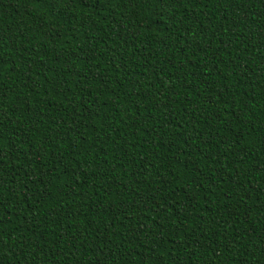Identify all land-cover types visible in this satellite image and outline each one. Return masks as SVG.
Here are the masks:
<instances>
[{"label": "trees", "instance_id": "obj_1", "mask_svg": "<svg viewBox=\"0 0 264 264\" xmlns=\"http://www.w3.org/2000/svg\"><path fill=\"white\" fill-rule=\"evenodd\" d=\"M0 264H264V0H0Z\"/></svg>", "mask_w": 264, "mask_h": 264}]
</instances>
